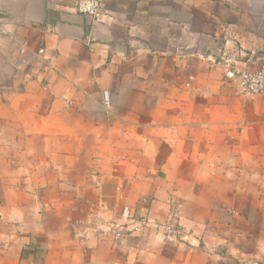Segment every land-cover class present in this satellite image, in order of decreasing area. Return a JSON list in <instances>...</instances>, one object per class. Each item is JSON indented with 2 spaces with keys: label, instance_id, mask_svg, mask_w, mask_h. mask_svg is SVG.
<instances>
[{
  "label": "crops",
  "instance_id": "0c3cea01",
  "mask_svg": "<svg viewBox=\"0 0 264 264\" xmlns=\"http://www.w3.org/2000/svg\"><path fill=\"white\" fill-rule=\"evenodd\" d=\"M73 4L0 0L31 44H0V257L264 264V94L220 62L261 61L264 0H106L95 25ZM125 207L143 230L96 231Z\"/></svg>",
  "mask_w": 264,
  "mask_h": 264
},
{
  "label": "built area",
  "instance_id": "2783aa9c",
  "mask_svg": "<svg viewBox=\"0 0 264 264\" xmlns=\"http://www.w3.org/2000/svg\"><path fill=\"white\" fill-rule=\"evenodd\" d=\"M105 2L106 0H74L73 7L77 12L90 19L92 25H95L99 21ZM13 22L14 20L0 14V44L6 37L14 40L18 44L19 53L23 57L22 62L26 63V56L30 51L31 44L28 39H19L15 36L10 28ZM86 42L90 45L97 42L93 31L88 35ZM34 54L43 56L45 50L39 48ZM220 62L225 67L226 80L233 83L241 95L253 97L264 94V56L261 61L253 62L244 70L236 68L234 56H230L227 52L221 54ZM105 97L108 102V95L106 94ZM67 103L71 105L73 102L67 100ZM148 223L149 219L147 217L137 218L129 207H125L120 219H110L101 223L98 221L94 223V227L100 235L110 237L114 242H119L134 232H140ZM179 230L180 228H177L174 231L180 234ZM182 237L186 239V236L182 235Z\"/></svg>",
  "mask_w": 264,
  "mask_h": 264
},
{
  "label": "rangeland",
  "instance_id": "374dc122",
  "mask_svg": "<svg viewBox=\"0 0 264 264\" xmlns=\"http://www.w3.org/2000/svg\"><path fill=\"white\" fill-rule=\"evenodd\" d=\"M0 264H10V263L6 262L3 258L0 257Z\"/></svg>",
  "mask_w": 264,
  "mask_h": 264
}]
</instances>
